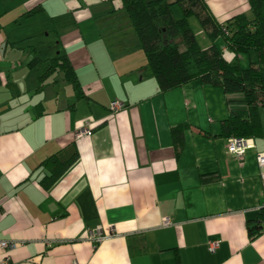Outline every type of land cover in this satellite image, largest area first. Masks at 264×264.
Here are the masks:
<instances>
[{"label": "crops", "instance_id": "1", "mask_svg": "<svg viewBox=\"0 0 264 264\" xmlns=\"http://www.w3.org/2000/svg\"><path fill=\"white\" fill-rule=\"evenodd\" d=\"M204 2L220 22L250 15L249 0ZM136 39L122 0H0V240L17 242L0 259L264 264V231L248 234L264 207V108L254 147L234 156L221 121L245 108L239 96L199 80L160 92ZM60 56L80 96L63 71L41 78ZM114 100L125 106L111 113ZM86 120L92 133L76 138ZM96 228L111 236L93 242Z\"/></svg>", "mask_w": 264, "mask_h": 264}, {"label": "trees", "instance_id": "2", "mask_svg": "<svg viewBox=\"0 0 264 264\" xmlns=\"http://www.w3.org/2000/svg\"><path fill=\"white\" fill-rule=\"evenodd\" d=\"M250 15L244 13L219 21L204 0H122L127 18L160 92L180 87L192 80L204 85L220 87L225 94L238 95L243 110L231 111L221 121V135L225 138H254L262 134L260 109L264 108V0H249ZM177 5L181 16H173ZM32 10L25 15H34ZM195 16L206 32L210 44L201 48L192 31L189 18ZM226 30V32L224 31ZM222 45L215 44L217 37ZM223 47L225 50H223ZM230 54V58L226 53ZM246 57L242 66L239 57ZM65 56L50 59L41 78L53 71H63L73 89L81 95L76 75ZM188 124L172 127L175 148L183 146V132ZM73 154L60 162L65 167ZM58 159L50 157L46 163L57 169ZM55 164V165H54ZM264 207L259 211L255 226L248 227L252 239L264 231Z\"/></svg>", "mask_w": 264, "mask_h": 264}, {"label": "built area", "instance_id": "3", "mask_svg": "<svg viewBox=\"0 0 264 264\" xmlns=\"http://www.w3.org/2000/svg\"><path fill=\"white\" fill-rule=\"evenodd\" d=\"M226 32V30H224ZM125 104L119 100L111 101L109 104V111L111 113L117 112L122 109ZM92 133V124L90 120L84 121V123L79 126L75 130L76 138H81L83 136L90 135ZM226 147L228 151L236 157H241L244 153L254 147L252 138L247 137H228L226 140ZM256 162L260 168V179L262 184V193H264V152L257 153ZM171 224V220L169 217L162 218V225L167 226ZM90 239L93 242L97 243L102 239L111 236V233H104L101 228H96L95 230H91L89 232ZM219 245V240H210L208 242V247L211 251H214ZM17 246V242L15 240H0V249L4 252H9ZM0 264H16L13 261L9 260L7 257L0 259Z\"/></svg>", "mask_w": 264, "mask_h": 264}, {"label": "rangeland", "instance_id": "4", "mask_svg": "<svg viewBox=\"0 0 264 264\" xmlns=\"http://www.w3.org/2000/svg\"><path fill=\"white\" fill-rule=\"evenodd\" d=\"M172 13H173V16L176 18L181 16V10L177 5L173 6ZM189 24H190L192 31L195 33L196 39H197L199 45L201 46V48L208 47V45L210 44V40H209L206 32L202 29L199 21L197 20V18L195 16H192L189 18ZM215 43L217 46L220 47L222 45V38L219 36L215 40ZM138 44H139V46H141L139 42H138ZM239 61H240L242 66H246V64H247L246 57H244V56L239 57Z\"/></svg>", "mask_w": 264, "mask_h": 264}]
</instances>
